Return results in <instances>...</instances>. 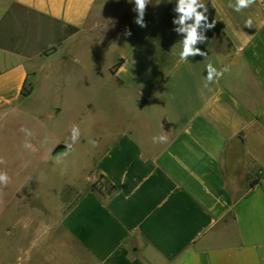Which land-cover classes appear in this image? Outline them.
<instances>
[{"label":"crops","instance_id":"0c3cea01","mask_svg":"<svg viewBox=\"0 0 264 264\" xmlns=\"http://www.w3.org/2000/svg\"><path fill=\"white\" fill-rule=\"evenodd\" d=\"M205 3L206 55L182 61L178 0H150L145 28L134 0H0V133L56 92L79 138L103 146L93 177L114 187L68 204L56 264H264V0ZM209 65L229 71L209 82ZM101 98L119 112L90 130Z\"/></svg>","mask_w":264,"mask_h":264},{"label":"rangeland","instance_id":"374dc122","mask_svg":"<svg viewBox=\"0 0 264 264\" xmlns=\"http://www.w3.org/2000/svg\"><path fill=\"white\" fill-rule=\"evenodd\" d=\"M62 99L53 91L38 92L28 103L32 108L30 115L22 117L19 125L13 119L8 120L0 133V158L4 160L0 172H6L9 177L6 186L0 185L3 264L14 263L32 243L36 244L33 264L59 262L60 248L67 242L59 225L65 208L92 183L100 191L106 187L97 173L93 177L92 171L103 146L80 138L73 143V126H78L80 131L82 123L76 118L78 113L61 109ZM68 99L77 106L76 97ZM101 102L102 112L84 114L87 121L93 120L90 130L99 127L97 120L108 123L109 117L114 118L119 112L108 98H101ZM22 128L30 130L31 137H26ZM26 141L32 145L31 149L24 147ZM65 144L68 150L49 157L47 152L52 146ZM1 257L0 254V264ZM22 259L24 264H29L28 259Z\"/></svg>","mask_w":264,"mask_h":264},{"label":"clouds","instance_id":"9594fccd","mask_svg":"<svg viewBox=\"0 0 264 264\" xmlns=\"http://www.w3.org/2000/svg\"><path fill=\"white\" fill-rule=\"evenodd\" d=\"M131 2V0H129ZM150 0H134L135 9L137 16L134 20V23L141 28L147 27L146 22L144 21V14L146 10V6ZM256 0H235V4H230V7H234L236 11H240L243 8L250 7L255 4ZM198 9H202L199 11ZM181 15L179 19H173L174 24L182 25L183 27L175 29L177 32L186 33L185 38L181 44L180 51V59L182 61H186L189 57H195L196 55L205 56L206 54L201 51L200 48L195 47V45L199 43H205L207 37L205 35L206 31L213 28L215 22H209L207 13V7L205 0H178V8L176 9ZM188 20H192L191 24L185 25V22ZM247 27L252 26V20L249 19L246 23ZM203 31H200V30ZM131 30L125 29L123 35L131 36ZM229 71L228 67H224L223 69L217 71L211 65H209L206 79L209 82H212L215 78L222 77L224 72ZM22 132L25 133L26 137H31L32 133L30 130L22 128ZM79 139V128L78 126H73L72 129V141L75 143ZM154 142H166L167 136L162 135L159 137H153ZM93 145H95V141H92ZM26 149H31L32 145L27 141L24 144ZM4 163V160L0 158V164ZM9 183V177L6 172H0V185L6 186Z\"/></svg>","mask_w":264,"mask_h":264},{"label":"trees","instance_id":"16d2710c","mask_svg":"<svg viewBox=\"0 0 264 264\" xmlns=\"http://www.w3.org/2000/svg\"><path fill=\"white\" fill-rule=\"evenodd\" d=\"M22 93H23L24 95H27V94H28V90L24 87ZM261 176H262V174H259L255 179H253V180L250 182V186H253V185H255L256 183H258V181H259V179H260ZM98 177H99L101 180L104 181V186H106V187H103V192H104V194H105L106 196H109V195L113 192L114 187H113L111 184H109V182H108V181H107L102 175H98ZM88 189H89L90 191H96V192H98V193H101L100 190H97V189H96L94 183H92Z\"/></svg>","mask_w":264,"mask_h":264},{"label":"water","instance_id":"95a60500","mask_svg":"<svg viewBox=\"0 0 264 264\" xmlns=\"http://www.w3.org/2000/svg\"><path fill=\"white\" fill-rule=\"evenodd\" d=\"M62 148H64L63 145H58V146L56 147V150H58V149H62Z\"/></svg>","mask_w":264,"mask_h":264}]
</instances>
